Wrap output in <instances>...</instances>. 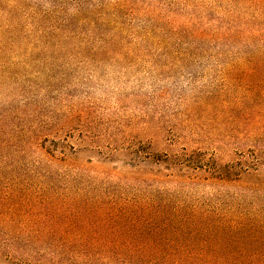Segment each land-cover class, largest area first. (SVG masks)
Segmentation results:
<instances>
[{
	"label": "rangeland",
	"instance_id": "obj_1",
	"mask_svg": "<svg viewBox=\"0 0 264 264\" xmlns=\"http://www.w3.org/2000/svg\"><path fill=\"white\" fill-rule=\"evenodd\" d=\"M255 15L247 0H0V173L76 178L16 193L92 262L264 264V156L240 169L264 145Z\"/></svg>",
	"mask_w": 264,
	"mask_h": 264
},
{
	"label": "trees",
	"instance_id": "obj_2",
	"mask_svg": "<svg viewBox=\"0 0 264 264\" xmlns=\"http://www.w3.org/2000/svg\"><path fill=\"white\" fill-rule=\"evenodd\" d=\"M251 3V8L264 12V0H247ZM253 21L259 28L256 33L264 39V17L255 15ZM249 59V63L253 65V79L255 82V90L259 102L262 107L254 104V107L249 106L248 118L254 123H264V52ZM253 94V95H254ZM264 129V124L260 126ZM259 138L264 144V132ZM260 137V136H258ZM251 154L256 158L252 163L240 164V169H254L255 171L262 165V156H264V145L261 148H254ZM242 171L245 172L246 170ZM233 167L228 169V176L231 180H236L237 173H234ZM248 173V171H246ZM52 175H27L18 176L12 174L0 173V264H98L88 260L83 248L87 245L88 240L78 236L69 238V236H58L53 234L54 228L49 227L41 218L42 213L47 214L49 208H39L25 205L28 201L26 197L16 193L23 189H32L34 187H75L77 179L72 181L58 180L52 178ZM49 179H52L49 181ZM60 183L63 186H60ZM81 184V183H80ZM87 187L92 184H83ZM84 186V187H85ZM79 187V186H78ZM143 198L150 201H166L171 199H179L175 194H166L164 192H152L143 195ZM99 202L100 199L96 198ZM120 198L108 197L103 201H116ZM25 201V202H24ZM30 201V200H29ZM102 201V202H103ZM75 211V217L83 216L85 213ZM79 248V250H78ZM48 255L50 256L48 258Z\"/></svg>",
	"mask_w": 264,
	"mask_h": 264
}]
</instances>
